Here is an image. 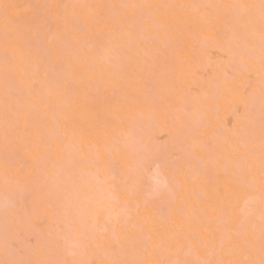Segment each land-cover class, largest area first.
<instances>
[{"label":"snow or ice","instance_id":"1","mask_svg":"<svg viewBox=\"0 0 264 264\" xmlns=\"http://www.w3.org/2000/svg\"><path fill=\"white\" fill-rule=\"evenodd\" d=\"M53 18L63 37L57 48L49 47L39 36V26L47 24L51 29ZM200 20L222 21V38L230 56L248 73L251 102L245 105L240 126L230 134L223 162L225 171L242 186L259 188L258 205L249 198L240 215L230 214L229 201L218 194L222 215L213 220L206 218L204 209L197 210L185 200L192 213L180 222L172 219L176 215L173 202L153 205L159 222L171 220L174 231L170 232L157 220L141 216L139 202L129 201L123 224L106 222L103 232H110L111 237L101 242L86 235L77 246L87 258L72 264H264V0L195 4L0 0V163L5 176L0 264H68L50 258L39 245L19 248L9 220L14 191L36 185L53 205L55 229L63 231L56 219L62 207L57 176L45 172L57 142L64 150L74 143L81 158L85 150H94L97 163L111 149L125 150L136 170L154 177L152 192L168 188V178L161 174L166 161L140 145L138 116L133 109L141 103L155 104L158 96L163 103L159 86H178L184 41ZM101 28L132 38L130 46L137 53L133 68L119 60L100 70L83 65L84 49L76 37ZM130 71L136 72L135 87L127 84ZM109 89L119 94L114 107L120 117L105 122L101 109L107 100L101 97ZM77 111L88 122L78 121ZM116 123L125 125L127 131L113 135L99 131ZM195 135L189 124L176 125L178 158L189 151ZM200 147L215 151L210 142ZM70 162L80 163L76 159ZM171 171L179 190L188 178L180 167ZM192 191L188 189L189 195ZM148 203L144 201V208ZM63 211L67 215L69 209Z\"/></svg>","mask_w":264,"mask_h":264},{"label":"bare ground","instance_id":"2","mask_svg":"<svg viewBox=\"0 0 264 264\" xmlns=\"http://www.w3.org/2000/svg\"><path fill=\"white\" fill-rule=\"evenodd\" d=\"M20 3H232L235 0H17ZM258 2V0H250ZM54 22L51 29L47 24L39 26V36L49 47L57 48L62 33ZM220 33V36L217 33ZM224 25L218 20H200L199 26L192 30L190 38L184 41L185 47L180 56L183 68H177L178 86L163 88L159 86L160 97L156 103H141L133 111L138 116L136 138L141 146L166 161L161 174L168 178V188L159 193L152 192L150 185L154 177L136 170L133 159L125 150L111 149L103 153L102 162L97 163L94 150L82 154L75 144L67 150L57 142L53 159L45 169L46 174H56L61 198V211L56 219L63 224L58 232L53 225V205L44 199L38 186H22L10 198L9 216L15 241L19 248L29 249L39 245L52 259L67 261L87 258L81 255L77 246L86 235H92L97 242L111 237L104 233L106 222L123 224L126 213L125 204L129 201L141 204V216L150 220L159 218L153 213V205L159 206L173 202L176 215L173 220L180 222L190 216L192 208L185 205L187 200L197 210L204 209L206 218L215 220L221 216L217 197L229 201V213L241 214L243 202L252 198L258 205L260 190L248 189L236 181L224 169V149L230 147L228 139L233 130L240 126L250 103L252 89L248 88L249 77L244 67L234 61L228 51V44L222 38ZM84 49L82 63L85 67L94 66L97 70L118 60L133 68L137 53L130 46L131 37L115 30L95 29L83 37H76ZM177 46V45H174ZM143 55V50L141 51ZM135 71L129 72L127 84L135 87ZM80 81L77 79L76 84ZM247 89V91H246ZM43 91L46 92V89ZM141 98L143 92L140 93ZM114 96L116 97L114 99ZM118 93L109 89L102 100L101 120H118L120 113L114 105ZM78 121L88 122L82 111L76 112ZM187 123L196 131L188 152L180 153L176 137V125ZM79 126V125H78ZM101 133L113 135L127 131L125 125L116 123L112 127L100 128ZM79 135V133H77ZM211 143L215 151L209 153L200 147L201 143ZM68 143V142H65ZM79 160V166L72 164ZM180 167L187 182H182L177 190L173 182L172 169ZM4 170L0 163V233L3 231ZM188 189H192L189 195ZM147 200L148 207L144 208ZM69 212L65 215L63 208ZM170 232L174 231L171 220L159 222ZM216 227V224H213ZM31 238V239H30ZM29 240V241H28ZM31 241V243H29ZM91 251V250H89Z\"/></svg>","mask_w":264,"mask_h":264},{"label":"rangeland","instance_id":"3","mask_svg":"<svg viewBox=\"0 0 264 264\" xmlns=\"http://www.w3.org/2000/svg\"><path fill=\"white\" fill-rule=\"evenodd\" d=\"M31 239V238H30ZM29 241V240H28ZM29 243H31V241L29 242Z\"/></svg>","mask_w":264,"mask_h":264}]
</instances>
